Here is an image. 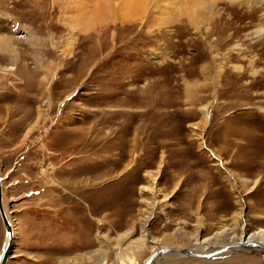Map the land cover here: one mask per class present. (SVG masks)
Returning <instances> with one entry per match:
<instances>
[{"label":"rangeland","instance_id":"obj_1","mask_svg":"<svg viewBox=\"0 0 264 264\" xmlns=\"http://www.w3.org/2000/svg\"><path fill=\"white\" fill-rule=\"evenodd\" d=\"M199 1L123 20L97 0H0L8 264H145L264 229V0ZM152 264H264V250Z\"/></svg>","mask_w":264,"mask_h":264},{"label":"bare ground","instance_id":"obj_2","mask_svg":"<svg viewBox=\"0 0 264 264\" xmlns=\"http://www.w3.org/2000/svg\"><path fill=\"white\" fill-rule=\"evenodd\" d=\"M116 0H97V2H98V4H99V6H98V10L100 9V10H102L103 9V12H105L106 11V13H108V14H111V13H113V11L114 10H116L115 8H117L118 7V9L117 10H120L121 12H119V13H122V15L120 14V16H121V19H123V20H132L135 16H136V13L139 11V10H144L143 11V15L145 14H147V11H146V9L145 8H143V7H140V6H142V1H143V3L145 4V5H147V3H148V0H132V1H130V2H128V1H126V0H121L120 2H119V6H116L115 7V4H114V2H115ZM119 0H117L116 2H118ZM199 1V0H198ZM204 1V0H203ZM213 1V0H212ZM196 2H197V0H196ZM201 1H199V3H200ZM260 2V1H259ZM208 4H209V2H208ZM198 6V5H197ZM196 6V7H197ZM205 6H206V4H205ZM200 7V6H199ZM202 7V6H201ZM149 8V7H148ZM156 8V7H155ZM204 8V7H203ZM196 9V8H195ZM197 10V9H196ZM187 11H188V13H187V16L190 18V20H193L194 18H195V16L194 15H196V13H195V10H194V8H190V9H187ZM199 11V10H198ZM155 13V12H154ZM195 13V14H194ZM154 15V14H153ZM147 17V16H146ZM154 20L156 21L157 20V22H159V18L157 19L156 17L154 18ZM200 20V19H199ZM161 21V20H160ZM192 22H194V20L192 21ZM11 42H13L12 40H4V41H0V51H2V50H4V51H10V52H14L15 51V49L14 48H12L13 46H12V44H11ZM13 58H14V56H13ZM12 58V59H13ZM17 59L18 58H14L13 59V61L15 62V64L14 65H16V63H17ZM13 69H15V67H13ZM12 69V70H13ZM151 189V188H150ZM154 188H152V190H153ZM145 190H148V188H145ZM4 207H5V204H4ZM7 208H5V210H6ZM6 212H7V210H6ZM7 215H8V218H9V220H10V215H9V213L7 212ZM10 222H11V220H10ZM11 224H12V229H13V233H14V239H16V236H15V226H13L14 224L11 222ZM146 225H144V228H146L145 227ZM5 228V227H4ZM130 233V231L129 232H127L126 234H124L125 235V237L128 235ZM226 232H221V233H219V235L217 236V237H213V238H209L208 240H203V241H199V238L197 237V236H195L194 237V239H195V242H199V244H198V247H199V250H202L201 248H205V250H207V248H209L210 246L212 247V245H214V244H219L220 242L221 243H223L222 245H223V247L224 248H222V249H220V250H215L214 252L213 251H211V252H213V254H212V256H210V257H199V256H195V257H193V256H190L189 254H186V253H183V252H175V251H167V252H165V253H163V254H159L156 258H155V260L157 259H159V257L161 256H163V255H166V254H174V255H177L178 254V256L179 257H183V258H186V257H189V258H198V259H212V258H214V257H216V256H219V255H224L225 253H228V252H231V251H233V250H236V249H238V250H247V249H252V250H264V248L263 247H261V246H256V247H253V246H247L246 245V243H248V242H252V241H256V242H259V243H262V244H264V229H262V230H260L259 232H257V233H255V234H252V235H247V233H244V236H243V239H240L239 241H234L235 239H236V237H231V238H228V239H224L223 237H226L227 236V234H225ZM148 232H147V230H145V233H144V235H143V238L141 239V241L142 240H145L144 238L145 237H148ZM123 236L121 235L120 236V238H122ZM6 242H7V239L5 240ZM159 241V240H158ZM226 246V247H225ZM162 248V247H161ZM174 248V247H173ZM177 248V247H176ZM253 248H255V249H253ZM190 250H192V251H194V252H197V253H200V254H206V253H209V252H204V251H198V250H194V249H191V248H189ZM13 258V257H12ZM149 258V257H148ZM154 260V261H155ZM9 261H11V259L9 260ZM9 261H8V263H9ZM153 261V262H154Z\"/></svg>","mask_w":264,"mask_h":264},{"label":"water","instance_id":"obj_3","mask_svg":"<svg viewBox=\"0 0 264 264\" xmlns=\"http://www.w3.org/2000/svg\"><path fill=\"white\" fill-rule=\"evenodd\" d=\"M3 193H4V186H3V175H2V171L0 170V216L2 218L4 227H5V240L7 239V242L4 241L1 252H0V264H8V261L10 259H13V249H14V243H15V239H14V233H13V229H12V224L8 218L7 212L5 210L4 207V197H3ZM247 246H261L264 248V244L256 242V241H252V242H248L246 243ZM167 251H175V252H183L186 254H189L190 256H199V257H210L212 256L213 252H209L206 254H200L197 252H194L192 250H190L187 247H162L160 249H157L155 251H153L151 253V255L149 256V258L146 260L145 264H152V262L155 260V258L159 255V254H163Z\"/></svg>","mask_w":264,"mask_h":264},{"label":"crops","instance_id":"obj_4","mask_svg":"<svg viewBox=\"0 0 264 264\" xmlns=\"http://www.w3.org/2000/svg\"><path fill=\"white\" fill-rule=\"evenodd\" d=\"M126 234V233H125ZM124 235V234H123Z\"/></svg>","mask_w":264,"mask_h":264}]
</instances>
